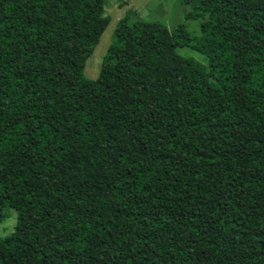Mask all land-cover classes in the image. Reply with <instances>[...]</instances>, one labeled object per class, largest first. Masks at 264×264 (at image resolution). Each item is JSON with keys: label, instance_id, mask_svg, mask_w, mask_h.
Wrapping results in <instances>:
<instances>
[{"label": "trees", "instance_id": "1", "mask_svg": "<svg viewBox=\"0 0 264 264\" xmlns=\"http://www.w3.org/2000/svg\"><path fill=\"white\" fill-rule=\"evenodd\" d=\"M103 2L0 0V264H264V0L123 17L91 80Z\"/></svg>", "mask_w": 264, "mask_h": 264}, {"label": "rangeland", "instance_id": "2", "mask_svg": "<svg viewBox=\"0 0 264 264\" xmlns=\"http://www.w3.org/2000/svg\"><path fill=\"white\" fill-rule=\"evenodd\" d=\"M191 4L186 0H104L98 11L110 20L105 27L98 44L84 64V75L93 80L96 78L101 60L112 42L117 21L127 17L128 22L140 18L144 21H159L169 30L182 24L190 34L198 36L201 33L202 16L186 18L192 11ZM177 51L183 56H191L206 63V58L201 53L189 46H182ZM5 217L0 223V237L9 234L16 223V211L12 208L4 209Z\"/></svg>", "mask_w": 264, "mask_h": 264}]
</instances>
